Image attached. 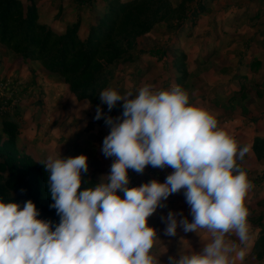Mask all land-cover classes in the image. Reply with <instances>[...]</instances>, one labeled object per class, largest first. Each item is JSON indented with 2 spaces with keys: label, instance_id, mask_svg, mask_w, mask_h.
<instances>
[{
  "label": "clouds",
  "instance_id": "9594fccd",
  "mask_svg": "<svg viewBox=\"0 0 264 264\" xmlns=\"http://www.w3.org/2000/svg\"><path fill=\"white\" fill-rule=\"evenodd\" d=\"M99 99L109 111L117 102L123 108L122 117L104 116L110 131L102 153L115 158L107 183L78 191L87 157L49 156L42 164L54 201L50 208L60 222L53 230L51 221L38 219L31 200L22 208L0 202V264H161L151 254L159 237L147 221L181 190L192 220L170 210L161 216L164 234L205 229L210 240L199 251L169 256L168 264H243L251 239L245 200L254 185L238 161L252 145H241L219 126L216 114L190 103L179 85L154 90L145 84L136 95L108 87ZM102 115L97 106L94 119ZM146 166L173 171L162 183L128 187V170L143 174Z\"/></svg>",
  "mask_w": 264,
  "mask_h": 264
},
{
  "label": "trees",
  "instance_id": "16d2710c",
  "mask_svg": "<svg viewBox=\"0 0 264 264\" xmlns=\"http://www.w3.org/2000/svg\"><path fill=\"white\" fill-rule=\"evenodd\" d=\"M210 1V0H209ZM260 0H248L256 4ZM75 4L76 20L59 33L42 22L35 0H0V46L10 51L16 60L37 63L48 74L58 77L65 91L77 102L86 101L95 109L100 107L104 116L122 117V102L109 111L101 103L99 94L105 89L120 66L137 64L139 40L146 37L160 24L173 35L175 46L171 49L154 47L147 55L166 65L168 79L189 93L200 88L194 78L208 72L216 51H210L204 60H191L177 45L185 25L191 29L197 24V15L206 10L208 0H71ZM88 13L87 16L84 13ZM263 8L250 17L251 24L259 25L261 38L257 44L264 50ZM81 27L86 31L79 34ZM180 33V34H179ZM250 72L256 73L264 64L256 58L245 63ZM223 69V68H221ZM227 69H224L226 71ZM228 72V71H227ZM160 79L158 82H161ZM239 87L227 99L215 103L224 109L249 108L251 94L264 95V72L258 81L243 72L238 76ZM153 81L154 84L158 83ZM164 85V84H162ZM161 90H165L162 88ZM19 129L7 115L1 116L0 129V202H15L21 208L31 200L39 210L38 219L49 220L54 226L60 222L51 199L48 173L43 162L20 152L17 145ZM252 155L264 160V137H255ZM242 168V167H241ZM246 171L244 168H242ZM95 187L91 179L82 180L80 189ZM250 215L248 221L257 228L250 254L257 264L264 263V196L251 203L245 202ZM257 207L258 209H255Z\"/></svg>",
  "mask_w": 264,
  "mask_h": 264
},
{
  "label": "crops",
  "instance_id": "0c3cea01",
  "mask_svg": "<svg viewBox=\"0 0 264 264\" xmlns=\"http://www.w3.org/2000/svg\"><path fill=\"white\" fill-rule=\"evenodd\" d=\"M223 2H219L220 4L218 10L212 6L211 14L207 15L206 18V30H210L211 24L216 25V29L210 30V33H207V39L206 41H212L214 42V45L211 46L213 48H209L208 44L206 45V51L207 55L210 53V51H216L215 57L213 58L214 64L216 67H212L208 72L203 73L202 75H205L204 79H200L199 85L200 88L193 92V99L191 101L192 104H195L197 106L204 107L214 114H216L217 119L220 118V116L224 115V113L230 112L232 114L231 118H228V120H233L234 122H237L239 124H235L234 128H240L243 124H251L252 132L250 133V137L244 136L243 134H240L237 138L235 132H232L234 129H229L231 124H226L230 134H234L237 141L244 144H251L253 143V140L255 137H264V131L259 128L260 126L258 123L264 119V95L261 97H256L254 93L251 94V101L249 108L243 111L241 108L237 107L233 110L231 109H224L217 105L215 103L216 100H222L227 99L230 97L232 92L235 89H238L239 87V80L238 76L239 73H244L248 76L249 79L253 80V75L258 76L259 78L264 72V68H262L260 71L256 73H252L249 71V69L246 68L245 63L250 60V58H256L257 60L261 61L264 64V50L262 47H260L257 44V41L261 38V30L259 28V25L257 24H251L249 21L250 17L252 16L251 13L256 11L259 6L264 5V0H260L258 3L253 4L249 2L244 3H238L237 0H222ZM224 5H223V4ZM206 7L209 11V7L211 8V5L206 3ZM222 6V8H221ZM235 6V7H234ZM213 7L215 8L216 13L213 14ZM249 8V11L246 13L244 30H240L239 28H234V18L231 17L229 20H226L225 22L221 23V18L223 17L222 14H226L228 12L233 13L234 15L241 14L242 12H246V9ZM238 9V10H237ZM225 10V11H223ZM224 12V13H221ZM39 17L41 19V15L38 12ZM211 18H209V16ZM229 16V15H228ZM43 17V16H42ZM211 22V23H210ZM232 22V27H231ZM210 23V24H209ZM237 23V20H236ZM217 31V32H216ZM241 31V32H240ZM223 40V42H222ZM227 42H231L226 44ZM0 52L3 50L2 46H0ZM206 55V56H207ZM192 59V58H191ZM196 59V58H194ZM192 59V60H194ZM123 66V65H122ZM223 68V69H221ZM121 68L119 67L120 70ZM224 69H227L224 71ZM116 70V71H117ZM115 71V72H116ZM228 71V72H227ZM205 78H207V82H205ZM209 79V81H208ZM259 80V79H258ZM30 81V80H29ZM257 81V80H253ZM21 82V81H20ZM173 82V83H172ZM161 83V82H160ZM198 83V82H197ZM174 84V81L170 80L169 84H164V89L167 90ZM35 83H29L27 81V85H22L21 92L22 99L19 104V108L11 114L9 117L11 120H13L18 129H19V136L17 138V145L18 146H27V147H33V145H39L41 148L46 147L47 149H50L51 144H55L54 142H57L59 140H62L59 144H65L66 139V133L64 132V126L66 123L63 121V113L59 114L56 122L54 123L57 127V132L48 131L49 125L52 123V117H55L54 109H56V104L52 103L50 98L52 95L48 94V91L45 87H36ZM123 85V84H122ZM122 85L117 91H121L120 93L123 94L124 90L122 89ZM155 88L157 87L153 82L150 84ZM124 89H126L124 87ZM161 90V89H160ZM34 91H36L37 96L36 99L33 97ZM133 95H136V89L131 90ZM43 100V101H42ZM76 105L82 104L81 102H75ZM86 102V101H85ZM89 104L88 102H86ZM90 105V104H89ZM92 106V105H91ZM80 107V105H79ZM93 107V106H92ZM42 108H45V114L47 116V119L45 122H39L37 119V111L41 110ZM59 109V108H58ZM69 109V108H68ZM95 109V108H94ZM97 110V109H96ZM95 110V112H96ZM117 117V116H116ZM115 117V118H116ZM102 119H104V115L101 116ZM1 119V116H0ZM104 123V121H103ZM98 126L97 124L89 125V128L91 126ZM100 126V125H99ZM88 128V129H89ZM61 131V132H58ZM72 136L70 138L74 140H80V137L87 139L86 137H90L87 133L82 132L81 136L76 134V132H71ZM68 137V136H67ZM94 137L93 139H95ZM78 140V141H79ZM88 142V140L84 141ZM26 151L27 148H25ZM31 150L34 152L35 149L31 148ZM44 152H46L44 150ZM43 162L46 161L42 160ZM240 166L244 168L247 172L248 178L251 181H256L257 179H254L256 177V174L258 176H261V172L264 171V160L257 161L254 159V156L252 155V151H250L246 156L244 157V160L238 161ZM257 169V170H256ZM173 169L170 167H166L164 169L155 168L156 174L154 176L148 174V180H153V178L156 176L157 181L164 182L166 179V176L171 174ZM158 173V174H157ZM133 174L132 170H128V176H131ZM138 177H140V174H137ZM254 186H257L254 190L253 196H247L245 202L251 203L256 198L257 194H262L264 196V187L261 186V184H254ZM260 186V187H258ZM260 190H263L260 192ZM166 207L164 208H157L156 212L148 218V226L153 227L156 232L157 236L159 237L158 240H156L153 249L151 250V254L160 260L161 264H168V257L169 256H175L176 258H179L178 255L183 254H191L193 252H196L195 250L199 249L201 250L204 244L209 242L210 236L206 232L205 229H199L197 234L194 232H188L185 233L181 228L177 229V235L176 236H167L164 234V228L166 227L165 223L162 222L161 216H167V213L171 210L173 212H182L183 216L186 217L189 222H191L192 217L190 215V208L187 205L185 201V197L183 194V190H181L179 193L172 194L168 197L166 201L163 202ZM177 219L179 220L180 217L178 216ZM249 224L252 226V223L248 221ZM256 226L251 230V239L248 242V248L251 251V247L253 244V241L257 237V230ZM234 235H230V239ZM234 240V239H233ZM237 243L238 240H237ZM249 251V254L247 255V258L253 259Z\"/></svg>",
  "mask_w": 264,
  "mask_h": 264
},
{
  "label": "rangeland",
  "instance_id": "374dc122",
  "mask_svg": "<svg viewBox=\"0 0 264 264\" xmlns=\"http://www.w3.org/2000/svg\"><path fill=\"white\" fill-rule=\"evenodd\" d=\"M179 0H172L173 4H177ZM219 2H223L222 0H208L209 4L211 5V8L209 7V11L206 8V10L200 12L196 17L197 24H194V26L189 29V24L187 23L185 25V28L183 32L179 35L177 39V45H180L179 47L182 48L185 53L190 57V59L197 58L199 61H202L205 59L207 55V44L209 48H213L211 46L214 45L213 40L207 42L206 37L207 33H210L211 27L213 30L216 29V25L211 24L210 30H206V18L207 15L211 14L212 6H214L217 10L220 6L218 4ZM207 2V3H208ZM238 3H244L248 2V0H237ZM37 10L41 15L40 22L51 26V28L59 33H63L66 30V27L71 25L76 20V7L71 0H35ZM223 4V3H222ZM207 5V4H206ZM224 5V4H223ZM217 6V7H216ZM213 7V14H215L217 10ZM235 7V6H234ZM222 8V6H221ZM263 8L264 5L259 6L257 10ZM238 10V9H237ZM257 10L251 15H254L257 13ZM225 11V10H223ZM249 11V8L246 9V12H242L241 14H233L231 12H228L226 14H222L223 17L221 18V23L225 22L226 20H229V18L232 17L234 20V28H239L241 31L244 30V22L246 13ZM264 12V11H263ZM89 11L84 13L85 16H87ZM224 13V12H221ZM229 15V16H228ZM43 16V17H42ZM212 15L209 16L211 18ZM237 20V23H236ZM211 23V22H210ZM209 23V24H210ZM244 25V26H243ZM232 27V22H231ZM240 31V32H241ZM217 32V31H216ZM86 31L81 27L79 30L80 35H84ZM173 35L169 34L167 30L164 28L163 24L158 25L155 27L153 31H151L146 37L139 40L138 43V54H137V64L131 67L129 63L124 64L123 66H120V70H117L113 77L110 79V81L107 83L105 88L111 87L115 90L119 89L122 85V89L124 90V93L131 92V90L136 89V93H138V90L143 87L145 84H151L153 81L156 80L158 82L160 79H163L160 82L156 83L153 87L154 90H160L164 88V85L168 79L167 77V71H166V65L163 66L162 62L156 61L155 58L149 57L147 55V52L149 49H152L154 47H157V49L164 47L171 49L172 46H175L176 43H174ZM223 42V40H222ZM231 43L227 42L226 44ZM1 48V47H0ZM3 50L0 52V79L3 80H9L15 83L17 93L19 96L22 94L21 88L22 85H27V81L29 83H35L36 87H45L48 91V94L52 95L50 100L52 103L56 104V109H54V113L56 114L55 117H52V123L49 125V130L52 132H57L56 125L54 124L59 116V114L63 113V121L66 123L64 126V132L66 133V139L65 144H59L62 140H59L57 142H54L55 144H51L50 149H47L44 147L41 148L39 145H33V147H27V146H18L20 149V152L24 155H27L34 160L41 161L47 160L49 156L53 158L61 157V158H67V157H75L80 154H84L87 157V163H88V171L86 173H81V179L82 180H88L91 179L95 182V186L99 183H107V175L110 174V167L113 163L114 157H108L106 158L102 153V144L103 139L106 135H108L110 131V126L105 124L104 119L96 120L94 119L96 112L94 107L87 104L85 101H83L82 104L76 105L72 99V97L65 91L63 84L61 83V80L58 77H55L53 75L48 74L45 70L41 69L37 63H26L25 61L16 60V58L10 53L9 50L2 48ZM191 59V60H192ZM169 74V73H168ZM206 75V74H205ZM205 75L200 74L199 76L194 78V83H197L199 85L200 79H204L206 77ZM253 80L259 79L258 76L253 75ZM30 80V81H29ZM21 81V82H20ZM173 81V80H172ZM209 81V79H208ZM205 82H207V78H205ZM173 83V82H172ZM175 85V84H173ZM124 87L126 89H124ZM119 93L121 91H118ZM123 93V94H124ZM121 94V93H120ZM37 93L34 91L33 97L36 99ZM22 99V96H20ZM43 101V100H42ZM77 103V101H75ZM19 106L17 107V109ZM59 108V109H58ZM69 108V109H68ZM16 109V110H17ZM15 110V111H16ZM14 111V112H15ZM45 108H42L41 110L37 111V119L39 122H45L47 119V116L45 114ZM13 112V113H14ZM9 117L11 114H7ZM6 115V116H7ZM232 114L230 112L224 113V115L220 116L218 118L219 126L223 128L224 130H228L227 125L231 124L229 129H234L232 132H235L237 138L240 134H243L244 136H249L252 132V126L251 124H243L240 128H234L235 124H239L237 122H234L233 120H228V118H231ZM118 117V116H117ZM104 121V123H103ZM92 124H99L98 126H91L89 128V125ZM227 124V125H226ZM261 128L264 131V119L258 123ZM89 128V129H88ZM0 129H1V119H0ZM88 132L87 134L90 137H86L87 139H84L80 137V140H72L70 136L74 135L71 132H76V134L81 136V133ZM61 132V131H58ZM68 136V137H67ZM96 137L95 139H93ZM88 140V142H84ZM241 144V143H240ZM242 145V144H241ZM27 148L28 151L25 150ZM31 148L35 149L33 152ZM242 162V161H241ZM262 167L261 169H263ZM131 170V169H130ZM257 170V169H256ZM133 171V170H132ZM155 168L151 166H146L143 174H140L141 176L138 177L135 171H133V174L129 176L131 184L128 185V187H138L143 183L149 182L148 174L154 176ZM158 174V173H157ZM261 176H258L256 174V177L254 179H257L254 182V184H261V186L264 187V171L261 172ZM156 176L153 178V180H157ZM151 181V180H150ZM129 182V183H130ZM257 186H254L250 192L249 196L254 195V190ZM260 187V186H258ZM263 190H260V192ZM117 194L123 198V193L119 190L117 191ZM263 196L262 194H257L256 198L253 200V202L261 199ZM255 209H258L255 207ZM255 226L251 227V230ZM231 239L236 240V237ZM199 251V249L195 250ZM237 264H241V262L237 261ZM243 264H257L255 260L249 258H245L243 261ZM264 264V263H263Z\"/></svg>",
  "mask_w": 264,
  "mask_h": 264
},
{
  "label": "built area",
  "instance_id": "2783aa9c",
  "mask_svg": "<svg viewBox=\"0 0 264 264\" xmlns=\"http://www.w3.org/2000/svg\"><path fill=\"white\" fill-rule=\"evenodd\" d=\"M20 101L21 98L17 93L15 83L0 79V116L12 114L19 106Z\"/></svg>",
  "mask_w": 264,
  "mask_h": 264
}]
</instances>
